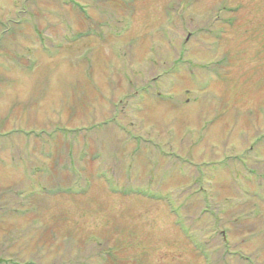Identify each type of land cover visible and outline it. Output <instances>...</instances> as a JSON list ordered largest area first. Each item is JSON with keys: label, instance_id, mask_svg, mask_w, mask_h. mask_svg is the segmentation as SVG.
Returning a JSON list of instances; mask_svg holds the SVG:
<instances>
[{"label": "rangeland", "instance_id": "rangeland-1", "mask_svg": "<svg viewBox=\"0 0 264 264\" xmlns=\"http://www.w3.org/2000/svg\"><path fill=\"white\" fill-rule=\"evenodd\" d=\"M0 264H264V0H0Z\"/></svg>", "mask_w": 264, "mask_h": 264}, {"label": "trees", "instance_id": "trees-1", "mask_svg": "<svg viewBox=\"0 0 264 264\" xmlns=\"http://www.w3.org/2000/svg\"><path fill=\"white\" fill-rule=\"evenodd\" d=\"M33 1V0H32Z\"/></svg>", "mask_w": 264, "mask_h": 264}]
</instances>
